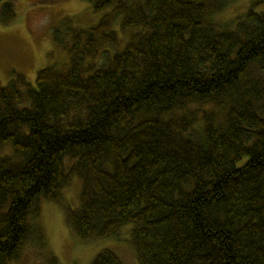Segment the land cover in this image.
Listing matches in <instances>:
<instances>
[{
	"label": "trees",
	"instance_id": "16d2710c",
	"mask_svg": "<svg viewBox=\"0 0 264 264\" xmlns=\"http://www.w3.org/2000/svg\"><path fill=\"white\" fill-rule=\"evenodd\" d=\"M89 1L110 8L96 24L51 27L67 69L0 82V264L42 240V198L81 241L131 224L139 264H264V0L234 26L225 0ZM89 264L126 263L106 247Z\"/></svg>",
	"mask_w": 264,
	"mask_h": 264
},
{
	"label": "rangeland",
	"instance_id": "374dc122",
	"mask_svg": "<svg viewBox=\"0 0 264 264\" xmlns=\"http://www.w3.org/2000/svg\"><path fill=\"white\" fill-rule=\"evenodd\" d=\"M8 1L13 4L15 17L8 23L2 22L0 17V82L4 85L18 73L25 74L35 84L38 70L49 65L67 69L69 53L54 44L51 27L66 15L73 14L80 15L83 25H94L110 10L96 11L89 0H0V11ZM253 1L225 0L224 8L215 14V19L234 26L236 18L245 13ZM120 21L121 16H118L114 28L121 38V50L134 29L124 31ZM195 108L190 107L188 113H193ZM199 120L197 117L196 121ZM82 184V179L74 175L71 183L63 189L64 202L72 209L80 204ZM42 199L40 222L43 238L38 242L34 234L31 235L20 255L10 264H54L53 258L57 264H89L106 247L115 250L126 264H139L130 243L131 224L124 225L116 235L81 241L67 222L65 207L56 201ZM31 221L34 224V219Z\"/></svg>",
	"mask_w": 264,
	"mask_h": 264
}]
</instances>
